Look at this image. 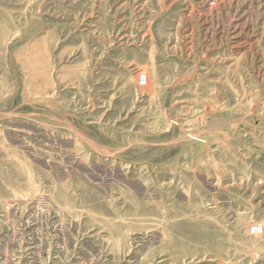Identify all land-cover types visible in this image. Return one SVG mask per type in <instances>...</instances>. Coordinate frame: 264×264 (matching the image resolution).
Wrapping results in <instances>:
<instances>
[{
    "label": "rangeland",
    "instance_id": "1",
    "mask_svg": "<svg viewBox=\"0 0 264 264\" xmlns=\"http://www.w3.org/2000/svg\"><path fill=\"white\" fill-rule=\"evenodd\" d=\"M0 264H264V0H0Z\"/></svg>",
    "mask_w": 264,
    "mask_h": 264
},
{
    "label": "built area",
    "instance_id": "2",
    "mask_svg": "<svg viewBox=\"0 0 264 264\" xmlns=\"http://www.w3.org/2000/svg\"><path fill=\"white\" fill-rule=\"evenodd\" d=\"M140 82H141L142 84H145V83H146V79H145L144 76H141V77H140Z\"/></svg>",
    "mask_w": 264,
    "mask_h": 264
}]
</instances>
